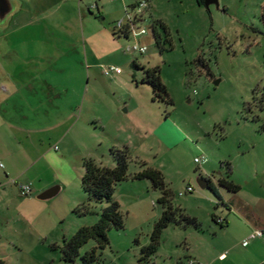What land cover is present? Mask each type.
Wrapping results in <instances>:
<instances>
[{
    "label": "rangeland",
    "instance_id": "rangeland-1",
    "mask_svg": "<svg viewBox=\"0 0 264 264\" xmlns=\"http://www.w3.org/2000/svg\"><path fill=\"white\" fill-rule=\"evenodd\" d=\"M94 1H25L0 29L6 75L29 69L28 75H17L26 77L19 92L10 94L13 87L6 83L8 91L2 92L10 96L6 116L14 115L17 128L0 129V163L14 164L17 182L41 178L76 184L50 199H36L28 219L5 207L0 259L7 264H82L80 256L62 260L60 246L78 227L97 221L104 204L89 201L81 188L83 158L97 156L113 166L112 145L129 150V173L159 169L173 190V204L201 208L203 218L208 210L221 213L222 204L209 188H200L198 177H224L245 194L264 192V0H218V6L209 7L197 0H147L139 24L147 30L141 39L144 54L126 49L132 37L113 34L116 1L97 0L106 15L91 9L95 16L82 22L80 7ZM47 8L49 14L35 22ZM157 19L166 27L156 28L160 43L152 28ZM63 21L70 23L71 34L57 33ZM31 29L36 35L28 34ZM25 46L31 55L24 56ZM111 66L120 73L104 74ZM141 67L160 69L172 105L153 100ZM201 155L206 160L197 165L194 158ZM186 184L194 192L180 196ZM198 192H206L213 203L193 197ZM159 196L148 179L128 178L116 186L124 227L108 231V245L97 249L99 264H190V256L203 254L206 245L193 241L194 228L182 224L162 231L155 252L142 251L162 211ZM81 202L91 211L75 212ZM95 245L90 239L80 254Z\"/></svg>",
    "mask_w": 264,
    "mask_h": 264
},
{
    "label": "crops",
    "instance_id": "crops-1",
    "mask_svg": "<svg viewBox=\"0 0 264 264\" xmlns=\"http://www.w3.org/2000/svg\"><path fill=\"white\" fill-rule=\"evenodd\" d=\"M20 2L19 9L11 16V19H13V16L21 11L24 2L29 0H18ZM67 0H62V2H65ZM116 1V16L123 15L122 18L125 17L127 10L129 7L131 8L132 4H127L125 1L120 0H113ZM93 7L91 8V6ZM86 4L85 9L80 7L81 11V17L82 22L84 19H90V16L94 15L93 10L96 9L100 11L101 15H106L105 11H101L99 7V3L97 0L94 1L93 4ZM30 15H32L34 12L31 9L27 10ZM49 9H46V13L42 14L41 16H37L36 20H32V24L35 22H40L44 19L45 16L49 14ZM86 11V12H85ZM95 16V15H94ZM118 19H121V17ZM10 19V21H11ZM103 19V17H102ZM116 19V20H118ZM62 20H65L64 17ZM9 21V23H10ZM8 23V24H9ZM36 25V24H35ZM60 28L58 29L57 33H60L62 36L65 35L66 32L71 34V26L68 21H63L62 25H60ZM107 29V28H106ZM111 30L114 32L113 34H116L113 27ZM36 32V31H35ZM36 35L32 29L28 32L29 35ZM50 32L48 31L47 34ZM43 34V33H42ZM41 34V35H42ZM38 33V36H41ZM121 36L118 35V38ZM143 36L139 38V41L141 42ZM22 52H24V56L31 55V48L29 46H25L22 49ZM31 53V54H30ZM28 60V59H27ZM138 63V62H137ZM31 64V62H30ZM139 64V63H138ZM143 66V65H142ZM28 67L23 69L22 71H15L12 72V75H6V68L5 66L0 65V129H5L7 126L11 128L12 130L16 129L17 126L16 120L12 117L14 115H9V117L6 116L7 112L6 110H9L11 108L9 105V108L5 105L6 101L10 98L5 97V94L2 92H7L8 87L7 85H12V91L10 94L13 96L14 93L19 92L18 88L19 85H22V82H25V78H19L20 76L26 74L28 75ZM6 83V84H5ZM2 88V89H1ZM10 90V89H9ZM16 104L12 105V108L14 110L16 109ZM46 113L48 114V110H46ZM15 123V124H14ZM126 145V143H123ZM3 145V144H2ZM3 147V146H2ZM56 147V146H55ZM112 147H118L117 145H112ZM109 148V147H107ZM111 148V147H110ZM56 149V148H55ZM110 150V149H109ZM87 154V153H86ZM85 158H93L97 162H102V160L99 159V157H94L93 155H89ZM83 158V159H85ZM104 164V163H103ZM32 164L29 167L32 168ZM158 168H162V164L159 163L157 165ZM199 168V167H198ZM14 164L9 163L6 165H1L0 163V218L4 217L5 215V207H8V211L12 209V213H14L17 216L24 217L25 219H28L31 214H33L37 207V200L36 196L44 191L45 189L54 186L55 184L59 185V190L56 193L55 196H57L59 193L63 191L70 190L73 186L76 188V184H73L71 186V180L70 181H59V180H44L41 181V178H38L39 183L34 181V179H24L21 182H17L15 178V170H14ZM19 173V171H17ZM76 178L75 175H73L74 180ZM198 179H200L198 177ZM208 179V178H206ZM210 179V178H209ZM225 179L224 177H217L211 180V182L216 186L215 181L217 183V191L220 196L221 204L225 208L219 207L221 210V213L218 211H207L205 214V219L200 216L199 211L201 212V208H198L196 210L189 209L187 206L184 207L186 212L200 220L201 226L199 228H194L193 231L191 230L189 232L192 237H195L193 241L201 242V244L206 245V250L203 252V254H200L198 257H191L189 258V261L193 260V264H264V192H260L258 190H252L248 191V194H245L242 192L241 185L239 190L236 192H231L228 189H226L223 186H220L218 184V180ZM81 181V178H80ZM29 184L31 186V194L29 196L27 195V198H19L20 196V186ZM81 185V183H80ZM192 187L191 184L184 185V188L182 192H180V196H183L187 193H193L194 189L192 187V191H187V187ZM226 194H225V193ZM33 194H36L34 197ZM208 194H204V192H198V194L194 195L193 197H196L198 199H205L206 201H209L213 203V201L207 196ZM53 196V197H55ZM220 204V203H219ZM22 206L25 208L22 209ZM10 213V212H9ZM212 214H215L217 217L221 218L220 222L212 223L209 221L208 216H211ZM27 217V218H26ZM209 228L208 232H204V228ZM193 228V227H192ZM261 230L262 235L256 236L253 238H249L247 243H244L246 238L248 236L256 231ZM216 245V246H215Z\"/></svg>",
    "mask_w": 264,
    "mask_h": 264
},
{
    "label": "trees",
    "instance_id": "trees-1",
    "mask_svg": "<svg viewBox=\"0 0 264 264\" xmlns=\"http://www.w3.org/2000/svg\"><path fill=\"white\" fill-rule=\"evenodd\" d=\"M200 4L203 0H197ZM157 26L166 28L161 20H154L152 28L154 31L157 42L160 43V35L157 33ZM124 36H126L124 34ZM127 37V36H126ZM200 61V60H199ZM133 66L136 69L140 68V65L133 61ZM144 73L142 82L147 83L152 89L153 100L162 101L168 105L173 104V100L161 80L160 69L158 67H141ZM262 104H264V92L261 97ZM264 128V125H263ZM114 165L108 166L102 162H97L93 158H85L83 160V173L81 176V188L88 195V200L94 203H103L98 219L91 225H82L78 227L76 232L68 238H63L62 245L60 246L62 260L67 262H73L80 256L82 264H99L100 257L97 249H103L108 245V231L111 228L121 229L124 227V220L120 212L118 201L114 198V191L116 186L127 180L132 179H148L150 180L152 187L160 191L158 202L162 207L159 218L154 222L153 228L150 234L151 242L148 246H144L142 251L149 255L155 252L158 240L162 231L170 224L191 226L193 228H199L201 223L198 219L179 206L173 204V190L166 182L163 173L151 166H146L142 170L134 173H129V150L124 147L122 149L117 147H111L109 150ZM208 182L207 188H209L219 199V193L217 187L208 178L200 177ZM220 186L225 187L231 192L239 190L240 186L234 184L232 181L221 179L218 180ZM74 211L80 214L88 213L90 205L85 202L79 203ZM212 219L218 222L219 217L212 214ZM221 223V222H220ZM90 239H93L96 243L95 247L80 254V248L87 243ZM0 264H7L3 259H0Z\"/></svg>",
    "mask_w": 264,
    "mask_h": 264
},
{
    "label": "built area",
    "instance_id": "built-area-1",
    "mask_svg": "<svg viewBox=\"0 0 264 264\" xmlns=\"http://www.w3.org/2000/svg\"><path fill=\"white\" fill-rule=\"evenodd\" d=\"M148 8V2L147 0H134V3L132 4L131 8L126 12V15L124 18L118 19L115 21L113 29L115 33L118 35H126L127 37H132L134 39V42L127 46L128 51L132 52H138L140 54H144L147 50L146 46L142 44L139 41V38L146 34L147 30L143 27H140L139 24L143 21L144 18V11ZM120 68L111 66L108 68H105L103 70V73L108 75L110 73H120ZM206 160V157L204 155H201L199 157L194 158V162L199 165L203 163ZM31 186L29 184L21 185L20 186V195H29L31 194ZM187 191H192V187H187ZM221 218L218 219V222H221ZM262 231L256 230L252 232L248 238L244 241V243L248 242L249 238H253L256 236H261ZM194 261L191 260L190 264H193Z\"/></svg>",
    "mask_w": 264,
    "mask_h": 264
},
{
    "label": "water",
    "instance_id": "water-1",
    "mask_svg": "<svg viewBox=\"0 0 264 264\" xmlns=\"http://www.w3.org/2000/svg\"><path fill=\"white\" fill-rule=\"evenodd\" d=\"M210 2L218 4L217 0H205V5L208 6ZM20 2L18 0H0V29H4L8 26L11 16L19 9ZM200 188L205 189L208 186V182L202 178L198 179ZM59 190V185L51 186L36 197L40 200H47L56 195Z\"/></svg>",
    "mask_w": 264,
    "mask_h": 264
},
{
    "label": "flooded vegetation",
    "instance_id": "flooded-vegetation-1",
    "mask_svg": "<svg viewBox=\"0 0 264 264\" xmlns=\"http://www.w3.org/2000/svg\"><path fill=\"white\" fill-rule=\"evenodd\" d=\"M213 1V0H212ZM218 1V0H217ZM202 5H205V0H203L202 1V3H201ZM211 4H214V5H216V3L215 2H210L209 4H208V6H206V7H209ZM217 6H218V4H217Z\"/></svg>",
    "mask_w": 264,
    "mask_h": 264
}]
</instances>
